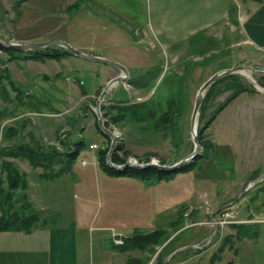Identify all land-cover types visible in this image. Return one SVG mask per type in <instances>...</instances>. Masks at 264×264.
<instances>
[{"label":"crops","instance_id":"crops-1","mask_svg":"<svg viewBox=\"0 0 264 264\" xmlns=\"http://www.w3.org/2000/svg\"><path fill=\"white\" fill-rule=\"evenodd\" d=\"M261 2L258 7L247 9L245 13L239 14L237 29L241 33V38L237 39L232 46L239 45L244 48L249 45L255 51H264V1ZM83 10L80 15L76 14L81 16V20L91 21L99 18L109 25L112 23V29L116 26L115 19L111 21L107 17L103 18L101 13L89 8ZM89 28L91 24L90 27L86 26V29ZM4 33H7L6 30ZM119 34L124 39V41L121 39L124 44L120 46V48L123 47V51L116 50V53L111 56L96 53L91 49L93 48L91 45H72L87 53L119 62L128 68L130 78H139L141 76L138 73L143 71L142 66L148 55L145 53L146 36L137 32L131 35L126 30ZM229 46L228 41L225 48L228 49ZM218 48V46L213 48L215 49L213 54ZM67 57L69 55L61 59L38 60L28 57L27 52H19L14 56L4 51L0 52V139L6 138L16 143L23 141L21 133L23 125L36 121L32 116L41 119L45 126H48L51 120H55V131L63 132L65 131L63 128L68 124L64 117L75 109L74 105L70 104V98L73 95H80L81 101L83 98L94 97L98 94V90L104 88L100 86L99 89L95 87L93 91H89L82 86H77L76 83L75 88L69 87L68 83L64 82V78L69 79V71L61 70L52 75V70L47 73L37 66L46 65L52 61L61 62ZM133 63L137 66L131 65ZM101 66L98 68L91 65L87 68L100 75ZM106 67L117 71L114 77L122 74L119 68L110 65ZM36 75L40 76L41 81H35ZM6 77L9 78L8 82ZM113 87L115 85L107 92L108 97L109 95L111 97L107 98L105 108L112 107L110 91ZM116 99L115 101H127L121 97ZM170 101L167 112L174 110L172 108L174 100ZM79 105L81 108L86 106V104ZM123 105L129 106V104ZM131 105L136 108L125 109L126 121L129 119L130 111L143 109V106H139L138 103ZM229 109H232L230 113ZM220 113L228 114L229 123L238 122V125L244 123V136L242 139L235 136L233 141H237L239 146L238 142L255 143L251 147L246 146L241 149L249 160H251L250 157L256 160L249 162L242 177L233 179L227 189L221 191V194L216 182L209 180L208 175L199 178L193 173L199 160L204 162L203 168L207 172L212 168L210 157L219 147L217 137L212 131L211 137L205 138L209 146L206 155L196 161L192 172L155 182L144 181L133 176L109 175L102 168L100 169L97 156L92 159V167H89L90 164L86 161L78 164V159L82 155L81 151L71 169L53 179L44 176V170H40L43 168L32 167L33 171H38L34 173V178L38 182L29 183L26 190H20L21 194H17L20 191H16L14 200L19 208V218L27 221L28 224L25 225L28 227L14 226L0 230V264H130L132 260H144L145 264H237L241 248L247 244L245 251L250 256V264H253L254 253L260 252L256 226L264 224L262 220L264 217H261L264 212V93L259 90L253 93L243 92ZM220 113L214 121H217ZM83 116L88 118L90 114L87 112ZM239 118L244 121H239ZM58 119L65 121L56 123ZM136 119L140 121L138 117ZM164 121L161 119L163 128H165ZM169 121V125L173 126L175 118ZM214 121L207 129L209 132ZM10 122L13 123L9 125ZM11 127L13 131H5ZM251 127L254 129L253 133H251ZM18 130H20L19 133ZM227 130L229 129L226 128ZM78 135L83 136L84 133L81 132ZM34 137L35 134L30 133L28 142H36L38 138L34 139ZM225 137L227 135H222L221 131V139L226 141ZM78 141L73 139L66 143L69 145ZM93 144L99 145V143L93 141L87 145L92 152L96 151L90 147ZM126 149L129 150L128 145ZM262 151L263 157L260 155ZM241 163L243 162L239 165ZM56 169L60 168L56 167ZM0 174L4 177L3 169ZM226 176L229 177V174ZM40 180L44 182L40 183ZM96 184L100 188L97 195L103 202L102 208L107 207L104 214H102L103 209L94 213L92 206L95 199L92 193L95 192V187L91 186ZM250 184L253 186L249 188ZM64 185L70 191V195L72 194L69 215L67 209H54L58 207L55 202L59 204V201L63 199ZM79 190L85 197L80 204L76 203ZM206 199L211 202V206H214L215 212L234 203L239 205L241 221L226 228L212 226L208 223L211 215H208L204 209ZM259 206L263 207L256 210ZM189 207H193L194 210L188 212ZM184 212L188 215L184 216ZM181 223L183 226L184 224L190 226L182 230ZM238 228H241V231H238ZM158 230L167 231L166 241L158 245L162 247L160 253L157 245L156 251L151 254V248L144 249L131 241L136 236L152 234ZM115 232L122 234L126 244L116 245L113 242ZM231 253H233L232 256ZM134 264H140V262Z\"/></svg>","mask_w":264,"mask_h":264},{"label":"rangeland","instance_id":"rangeland-1","mask_svg":"<svg viewBox=\"0 0 264 264\" xmlns=\"http://www.w3.org/2000/svg\"><path fill=\"white\" fill-rule=\"evenodd\" d=\"M261 1L264 0H0V37L18 43L65 40L71 45H91L93 47L91 49L96 53L111 56L116 53V50L123 51V47L120 48V46L124 44L121 39L122 41L124 39L119 34L123 30L129 31L131 35L135 32L145 35L147 39L145 53L148 55H146L142 66L143 71L138 73L141 77H129L127 82L116 84L113 87L110 91L112 92L113 102L112 112L109 109L105 110L108 115L103 119L105 125L107 121L109 123V126L106 127L115 133L117 146L123 144L127 148L128 145L129 152L132 154L129 161L137 162V164L157 162L161 165H172L178 159L189 156L195 149L191 121L196 97L201 86L211 76L224 70V68H235L241 65L264 67L263 50L255 51L249 45L244 48L239 45L232 46L237 39L241 38V33L237 29L239 14L245 13L247 9L258 7L262 3ZM75 2L78 5L74 6ZM84 8L95 10L101 13L103 18L107 17L111 21L115 19L116 26L112 29V23L109 25L105 20L99 18L98 20L94 18L91 21L81 20V16H76V14L80 15ZM90 24L91 28L86 29V26L89 25L90 27ZM4 30L7 33H4ZM228 41L230 46L226 49L225 45ZM216 46L219 48L213 54L215 52L213 48ZM53 49L68 51L64 47H53ZM90 64L98 68L102 65L70 54L61 62L52 61L46 65L40 64L37 66L47 73L52 70V75L61 70H67L69 71V79L64 78V82L68 83L69 87L75 88L76 83L77 86H82V88L89 91H93L95 87L99 89L100 86L105 88L106 84L115 78L117 71L106 67L107 65L101 66L99 75L97 72L88 70L87 67L91 66ZM131 65L137 66L134 63ZM249 73L253 75L256 82L241 76L242 83L264 93V72L254 71ZM5 79L8 82L9 78L6 77ZM35 81H41L40 76L37 77L36 75ZM221 87L223 88L222 85ZM103 89L98 90V94L94 97L83 98L81 101L80 95H73L70 98V104L74 105L75 109L64 117L67 119L68 124L63 128L65 129L63 132H60L61 130H58V133L55 131V120H51V123L45 126L41 119L32 116L36 121L27 122L26 125H23L24 128L21 131L22 144L29 143L30 133L35 134L34 139L38 138L36 141H39L48 151L53 148H58L61 152L67 150L62 142H70L73 139L83 140L87 145L97 141L100 145L98 150L92 152L90 149L84 148L78 159V164L86 161L90 164L89 167H92L93 157L97 156V160H99L100 149L111 148L112 145L111 137L107 138L100 133L97 127L99 120L97 100ZM209 89L204 94V98L206 97L207 100L204 106L205 110L203 108L200 110L198 130L207 120L213 117L217 109L232 94L231 90L221 92L218 88H212L211 91ZM212 96L213 98L210 99ZM110 97L111 95L109 97L108 95L105 96L101 108L105 107L107 98ZM120 97L127 101H115L116 98L119 99ZM172 99L175 101L172 106L176 110L173 113L175 123L170 127V122H168L169 127L167 125L163 128L161 116L166 114L169 107L168 103ZM120 103L129 104V109L133 107L131 104L138 103L139 106H143V109L130 111L127 121L126 118L118 121L119 112L115 108ZM79 104H86V106L81 108ZM134 107L136 108V106ZM231 110L229 109L228 112L230 113ZM87 112L90 114L88 118L83 116ZM104 112L102 111L103 116ZM226 114L221 115L220 113L210 132L205 131V137L210 138L212 131L219 142V147L216 148L214 155L210 157L211 170L207 172L203 168L204 162L199 160L194 171L193 169L179 170L173 173L172 176L186 174L190 171H193L199 178L208 175L209 180L216 182L221 194V191L226 190L233 179L242 177L249 162L256 161L253 160L254 157H250L251 160H249L246 153L242 152L243 147H251L255 143L238 142L239 146L236 143L237 141H233L235 136H239L241 139L244 136V123L242 122L240 125H238V122L229 123L227 121L228 114ZM136 117L140 121H137ZM50 118L52 119V117ZM61 120L58 119L56 123L65 121L64 119ZM239 121L244 120L239 118ZM12 123L10 122L9 125ZM226 128L229 130L226 131ZM250 129L253 133V127ZM7 130L9 131V129H5V131ZM221 131L222 135H227L225 137L226 141L221 139ZM81 132L84 133L83 136L78 135ZM4 136L6 137L5 132ZM15 144L16 142H12V140L0 139V168H3L5 160L12 162L20 171L25 174L28 173L26 174L28 184L33 181L36 182L34 173L38 171H33V166L28 160L3 156ZM154 154L155 156H152ZM201 154H203V150ZM260 155H263V151ZM148 156H151V161L142 163L140 159H146ZM160 159L166 160V164H162ZM240 162L243 163L239 165ZM67 166L68 162L64 161L63 164L56 167L64 168ZM40 170L43 171V169ZM228 174L229 177L226 176ZM5 175L2 177V174H0V179L4 180ZM4 182L6 183V179ZM43 182V180H40V183ZM91 187H95V192L92 193V197L95 198L92 204L94 213L103 209L102 214H104L107 207L102 208L103 202L97 195L100 192L99 185L96 184ZM62 188L63 199L59 201V204L55 202L58 207L54 209H67L69 215L72 194L70 195V191L65 185ZM15 193L16 191L13 193L14 200ZM19 193L21 194L22 191L17 192V194ZM76 198V203L80 204L85 197L79 190ZM204 204H206L204 209L210 215V212L215 210L214 206H211L208 199L204 201ZM262 207H256V210ZM14 208L19 209L18 206ZM192 210H194L193 207L188 208V212H192ZM0 214L2 215L1 211ZM184 216H186L185 212ZM261 217H264V212ZM240 221L238 220V222ZM180 226L183 230L190 225L184 224L183 226V223H181ZM228 226L230 225L223 228ZM256 230L259 234L257 244L260 246V252L258 254L254 253L253 264H264V224L257 225ZM157 246H150L151 254L156 251ZM247 246L248 244L241 248V255L237 259V264H250V256L245 251ZM249 246H251L250 243ZM157 249L160 253L162 247L158 246ZM232 255L233 253H231Z\"/></svg>","mask_w":264,"mask_h":264},{"label":"trees","instance_id":"trees-1","mask_svg":"<svg viewBox=\"0 0 264 264\" xmlns=\"http://www.w3.org/2000/svg\"><path fill=\"white\" fill-rule=\"evenodd\" d=\"M78 5V3H74V6ZM0 50L10 54L15 55L19 52L14 50H8L0 46ZM28 57L34 58V59H61L62 57L66 55H70L71 53L69 51H62V50H56L53 49V47L41 49V50H34L29 51ZM228 84V85H227ZM223 86V88L221 87ZM212 88H218L219 91L225 92L226 90H231L232 94L231 96L226 100L225 103H223L219 109H217V112L213 115V117L206 121V123L199 128L198 134H199V140L203 147V154H201L198 159H201L205 157L206 151L208 149V145L205 141V131L208 129L209 125L214 121L217 114L220 113V111L225 108L230 102H232L234 99H236L241 93L243 92H249L253 93L256 92L255 89L250 88L249 86H245L242 83V78L239 75H231L224 77L217 81L215 84H213L209 91H211ZM221 88V90H220ZM101 92V91H100ZM213 96L210 98L212 99ZM206 97L203 100V104L201 109H204V106L206 104ZM123 102V101H121ZM172 102V101H170ZM175 102V101H174ZM110 112H112V107L108 108ZM118 110L119 115L117 116L118 121H121L125 118L126 112L125 109H129L128 107H125L123 104H117V107L115 108ZM107 110V108L103 107L102 111L104 112ZM176 110L168 111L166 114L162 116L161 119L165 120V126L168 125L169 120H171L174 116L173 113H175ZM178 112V111H177ZM170 113V114H169ZM108 113L104 112V117H107ZM106 126H109L108 121L106 122ZM97 127L100 131V133L104 134L107 138L109 136L105 134L101 128L99 127V124L97 122ZM169 127V125H168ZM172 127V126H170ZM9 131H13V128H9ZM8 132V130L6 131ZM19 133V130H18ZM64 144V145H63ZM62 145L66 147L67 150H63L62 152L58 150V148H53L52 150L48 151L46 150L39 141H36L34 143H27L22 144V142H17L15 145H12L4 154V157H11V158H21L28 160L33 168H43L44 170V176L48 179L56 178L68 170L71 169L72 164L76 161V159L79 157L80 152L87 148V144L85 141L81 140L78 142H75L73 144H67L66 142H62ZM110 148H102L99 152V163L102 166L103 170L113 176H133L136 178H139L144 181H160L165 178H169L173 175V173L165 172L163 170H160L156 167H149V168H135V167H129L125 170H117L113 167H111L108 164V155H109ZM152 156H155L152 155ZM132 157L131 152L127 150L123 144H120L117 146L116 151L112 155V161L118 165H124L129 161V158ZM197 159V160H198ZM141 162H150L151 156L146 157V159H140ZM196 160V161H197ZM64 161L68 162V166L60 169H56V166H60L64 163ZM162 164H166V160L160 159ZM196 161L191 164L190 166H187L182 171L191 170L194 168ZM3 171L6 174V183L4 180L0 179V211L2 212V216L0 217V230L4 229H10L14 226H18L21 228L28 227V224L25 221L21 220L18 216V210L14 207L15 202L13 198V193L17 190H26L28 188L27 183V176L24 172L20 171V169L12 162L4 161L3 162ZM180 170V171H181ZM7 185V187H6ZM238 231H241V228H238ZM167 239V231L166 230H158L152 234L148 235H139L134 237L131 241L132 243L144 248L148 249L151 245H161L165 242ZM126 244V242H125ZM140 263L142 261L138 260ZM137 260H132L130 264H134L135 262H138ZM146 261H143L142 264H145ZM163 263V262H162Z\"/></svg>","mask_w":264,"mask_h":264},{"label":"water","instance_id":"water-1","mask_svg":"<svg viewBox=\"0 0 264 264\" xmlns=\"http://www.w3.org/2000/svg\"><path fill=\"white\" fill-rule=\"evenodd\" d=\"M0 46L5 48V49H8V50H14V51L21 52V53L34 51V50L46 49V48H50V47H64L71 54H73L79 58L89 60V61L98 62V63H102V64H106V65H110V66H114L116 68H119L122 71V74L111 79L106 84L105 88L102 90V93H101L99 99L97 100V115L99 118V120H98L99 127L101 128V130L105 134H107L112 139V145H111L109 155H108V164L111 167H113L117 170H121V171L125 170L129 167H135V168H139V169L156 167V168H159L160 170H163L165 172L172 173V172L179 171V170L193 164L198 159V157L200 156V154L203 150L202 145H201L200 140H199V134H198V118H199L200 110H201V107L203 104L205 92L213 84H215L217 81H219L220 79H222L224 77L231 76V75H239V76H243L246 78V76L243 74V72H254V71L264 72V67H262V66L241 65V66H237L235 68L224 69L222 71L215 73L201 86V88L197 94V97H196L195 106H194V110H193V114H192V121H191L192 139H193V142L195 145V149L186 158H184V159H182V160H180V161H178L172 165H161L157 162H151V163H147V164H137V162H134V161H128L124 165H118L112 161V155L115 152L116 147H117V137H116L115 133L112 130L108 129L104 123V119H103L104 116L102 113L101 103L104 101L108 90L112 86H114L116 84L125 83L129 80L130 72H129L128 68L126 66H124L123 64L116 62V61H113L111 59H108V58H105L102 56H98V55H94V54H90V53H87V52L82 51L80 49H77L76 47H74L70 43H68L66 41H61V40H48V41L33 42V43H18V42L9 41V40H6V39L0 37Z\"/></svg>","mask_w":264,"mask_h":264},{"label":"built area","instance_id":"built-area-1","mask_svg":"<svg viewBox=\"0 0 264 264\" xmlns=\"http://www.w3.org/2000/svg\"><path fill=\"white\" fill-rule=\"evenodd\" d=\"M2 52V50H0ZM91 149L97 150L99 149V145L93 144L90 146ZM86 164V162H84ZM253 184H250L249 188L252 187ZM187 216L188 213H185ZM211 219L208 221L209 224L216 228H223L227 225L237 224L240 215V207L237 204H232L225 209L221 210L220 212L216 213L215 210L210 212ZM113 242L116 245H123L125 243L124 237L122 234L114 233L113 234Z\"/></svg>","mask_w":264,"mask_h":264},{"label":"bare ground","instance_id":"bare-ground-1","mask_svg":"<svg viewBox=\"0 0 264 264\" xmlns=\"http://www.w3.org/2000/svg\"><path fill=\"white\" fill-rule=\"evenodd\" d=\"M243 74L246 76V78H248L249 80H252L253 82L255 81L256 82V80H255V78L253 77V75L252 74H250L249 72H243Z\"/></svg>","mask_w":264,"mask_h":264}]
</instances>
